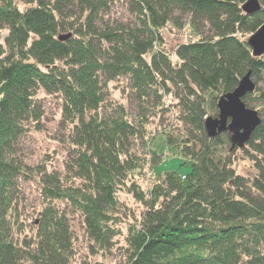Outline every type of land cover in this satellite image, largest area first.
Instances as JSON below:
<instances>
[{
  "label": "trees",
  "instance_id": "16d2710c",
  "mask_svg": "<svg viewBox=\"0 0 264 264\" xmlns=\"http://www.w3.org/2000/svg\"><path fill=\"white\" fill-rule=\"evenodd\" d=\"M115 1L0 0V264H77L74 216L92 264L111 248L119 264H264V51L252 55L245 36L264 21V0L253 12L245 0H121L130 22L112 17ZM170 24L190 37L172 51ZM248 70L255 87L242 100L261 120L232 146L205 118ZM123 78L134 116L110 96ZM47 103L65 153L34 166L39 201L26 214L16 144L47 129ZM151 107L180 123L162 133L181 160L160 172ZM239 158L253 172H238Z\"/></svg>",
  "mask_w": 264,
  "mask_h": 264
},
{
  "label": "rangeland",
  "instance_id": "374dc122",
  "mask_svg": "<svg viewBox=\"0 0 264 264\" xmlns=\"http://www.w3.org/2000/svg\"><path fill=\"white\" fill-rule=\"evenodd\" d=\"M261 4V3H260ZM112 17H116L118 20L122 22H130L128 10L126 5L121 0H117L112 5ZM162 36L164 43L169 51H172L175 47V44L182 40H188L189 28L188 25L185 24L181 28H177L172 24L166 26L162 29ZM237 34H240L238 32ZM250 34V33H249ZM245 33L247 37L249 35ZM259 85H261L259 83ZM124 86H128L125 79H121L119 81H113L110 83V96L116 98L118 101H122L126 108L129 110L131 116H134L135 113L139 110L137 102L128 94V87L123 89ZM169 96V95H168ZM167 102L173 101L171 96L167 97ZM47 129L43 131L34 132L32 135H28L26 137L21 138L16 144V154L17 158L20 161L19 165L21 169L24 171V174H21L18 177V185H19V194L23 198L24 208L26 214H32L34 207L37 206L39 201L38 192L35 189L36 184L33 178L35 176V165L43 159L45 156V152H51L53 155V162L61 165L62 160L64 158L65 153V131L58 124L56 113L53 107L47 103ZM148 112L152 113L149 116V121L146 126V130L149 132L151 138L149 145L156 151L160 152V162L155 168V172L162 171L166 168H175L178 166V163L181 160V155L172 151V149L166 145L164 142V134L162 133L163 129H167L169 127H174L176 125L180 126V123L176 120V110L168 109L165 111L156 110L153 108H148ZM53 114V116H52ZM147 145V144H146ZM145 145V146H146ZM138 145H135L134 148L138 150ZM236 168L238 172L247 174L253 172V168L251 167V162L245 158H239L236 161ZM180 170L187 171L188 167H181ZM153 171V170H151ZM122 199L128 202V207L131 210L135 207L133 205V200L129 195L121 193ZM132 204V205H131ZM132 206V207H131ZM79 217L74 216L73 227L77 232L76 238V249L77 252V264H92L96 259V255L89 253V244L87 239L85 238V234L82 231V228L79 227ZM89 251V252H88ZM99 260L102 261L103 264H119L122 259V252L111 248L109 252H106L103 256H98Z\"/></svg>",
  "mask_w": 264,
  "mask_h": 264
},
{
  "label": "water",
  "instance_id": "95a60500",
  "mask_svg": "<svg viewBox=\"0 0 264 264\" xmlns=\"http://www.w3.org/2000/svg\"><path fill=\"white\" fill-rule=\"evenodd\" d=\"M245 12H253L260 8L259 0H245L242 5ZM69 33H60V39L66 38ZM252 55H260L264 51V21L247 38ZM255 87L250 70L244 73L236 86L219 96L217 99L218 114L205 118V128L208 135L227 129L231 145L242 146L248 139L254 127L260 122L258 110L247 106L242 96Z\"/></svg>",
  "mask_w": 264,
  "mask_h": 264
},
{
  "label": "bare ground",
  "instance_id": "6f19581e",
  "mask_svg": "<svg viewBox=\"0 0 264 264\" xmlns=\"http://www.w3.org/2000/svg\"><path fill=\"white\" fill-rule=\"evenodd\" d=\"M259 2H260V0H259ZM260 7H261V4H260ZM252 78V77H251ZM239 80V79H238ZM238 83V82H237ZM236 86V85H235ZM219 98V97H218ZM216 106H217V101H216ZM218 109V108H217ZM217 114H218V112H217Z\"/></svg>",
  "mask_w": 264,
  "mask_h": 264
}]
</instances>
